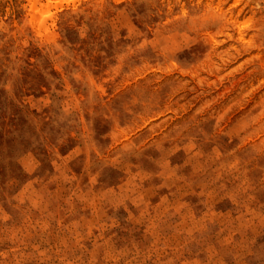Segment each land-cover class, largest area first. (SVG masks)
<instances>
[{"label": "rangeland", "instance_id": "374dc122", "mask_svg": "<svg viewBox=\"0 0 264 264\" xmlns=\"http://www.w3.org/2000/svg\"><path fill=\"white\" fill-rule=\"evenodd\" d=\"M0 264H264V0H0Z\"/></svg>", "mask_w": 264, "mask_h": 264}]
</instances>
